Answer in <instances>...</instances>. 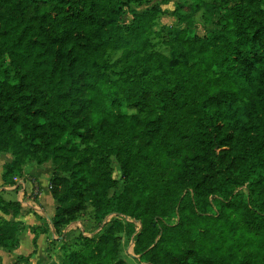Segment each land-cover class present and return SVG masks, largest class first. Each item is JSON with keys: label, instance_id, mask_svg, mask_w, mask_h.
<instances>
[{"label": "trees", "instance_id": "1", "mask_svg": "<svg viewBox=\"0 0 264 264\" xmlns=\"http://www.w3.org/2000/svg\"><path fill=\"white\" fill-rule=\"evenodd\" d=\"M188 1L170 39L158 7L127 11L143 0H0V249L17 248L25 212L4 196L34 164L50 167L51 230L87 206L99 229L61 264H124L121 233L139 264H264V0H214L202 36L189 14L203 1Z\"/></svg>", "mask_w": 264, "mask_h": 264}, {"label": "rangeland", "instance_id": "2", "mask_svg": "<svg viewBox=\"0 0 264 264\" xmlns=\"http://www.w3.org/2000/svg\"><path fill=\"white\" fill-rule=\"evenodd\" d=\"M202 1H203V8H201V10L197 13L189 14L192 18L194 26L197 29L196 32L198 36H202L204 31L206 30H212L215 28L217 13L216 10L213 9V7L217 6V4L219 3L218 1H214V0H202ZM234 1L235 0H229L227 2V5L230 6ZM189 4L190 2L188 0H170L168 3H163L162 0H143L142 4L140 5L131 4L130 7L127 9V11L128 12L130 10L142 11L152 6L158 7L162 11V13L158 16L156 23L159 27L163 29V38H165L166 35H168V37L172 39L174 37V33L182 29V25L177 20V17L187 14L185 13V10L180 9V6L182 5L186 6ZM128 12L122 19L123 24H128L130 22L131 18ZM150 51L154 53H160L165 56H170V49L164 43L161 42L160 38L150 37ZM123 64L124 62L121 60V53L110 52L107 54L105 58V62L102 66L103 67L102 69L104 72H106L109 75V77L112 80H115L121 74V66ZM132 74L136 75L137 73L132 72ZM155 77L156 76L153 75L151 76V79H154ZM111 168H112V178L117 182L116 189L120 190L123 185V182L120 180L119 164L113 160ZM38 181L42 191L47 189L44 175L41 174L38 175ZM18 192L19 191H17V193L15 194L5 195L4 197L8 200H14V201L20 200L21 202H23V207L25 209V212L26 211L28 212L30 210V207L37 209L35 206L37 204V199L39 196L38 185L35 184L33 192L30 191L29 192L30 194L28 196L26 194L25 195H22L21 193L18 194ZM112 194L113 191L108 192L109 197L112 196ZM87 207L85 211H83L82 213L76 216L75 221L67 228L61 230L60 232L51 231V228H49L50 233L41 234L44 235V237H42L39 241L36 240L38 247H36L35 249L31 241L28 244L26 238L22 237L21 245H20L21 253H24L26 255V252L28 251L27 247L30 246V250L27 255L34 252V250H36V253L43 252L42 255L40 254L39 256H36L37 257L36 259L32 258L33 263H35L36 260H38V263L40 264H47L51 260L54 261L56 260V264L63 263L66 260L68 254L78 250L79 248L81 249L82 246V242L80 239L81 237L90 238L92 236L97 235V233L99 232V229L95 228L93 222L92 210L91 208L89 207L87 208ZM38 215L43 217L40 211ZM0 218L3 217L0 215ZM43 220L44 219L42 218V221H40L41 222L40 225H42L41 230L45 228L43 225V222H45V220L44 221ZM38 223H36L33 219H30L27 220L26 224L29 226V228H32V227H39L40 225ZM37 224L38 226H35ZM65 231L68 232L65 233ZM23 232L24 231L22 230L20 234H22ZM30 235H32L31 232ZM31 237L33 238V235ZM118 237L120 239V253L118 255V258L124 264H139L137 257L132 254V248H133L132 240L125 237L123 233L119 234ZM38 249L41 251H39ZM8 254L9 253L0 250V257L1 259H3L2 264L15 263V259H13V257L10 256L11 254L10 255ZM19 255H23V254H19ZM50 255H52V257H50Z\"/></svg>", "mask_w": 264, "mask_h": 264}, {"label": "crops", "instance_id": "3", "mask_svg": "<svg viewBox=\"0 0 264 264\" xmlns=\"http://www.w3.org/2000/svg\"><path fill=\"white\" fill-rule=\"evenodd\" d=\"M4 155V156H2ZM0 166H1V169H0V185L2 184V181H1V172H2V166L9 163L11 161V157L7 154H0ZM44 175L45 177V183H46V188L44 191L41 190V187H40V184H39V181H38V175ZM23 176L24 178H26L27 180H14V181H17V186H20V190L18 192V194H22V195H29L30 191L33 192V187L36 185H38V199H37V204H36V208L38 209H35L33 207H30V210L27 212H24L22 215H20L16 221L18 222H21L22 225H23V233L20 234V236L18 237V246L16 249L12 250V251H5V250H2L6 253H9L8 255L12 256L13 259H15V263L17 262V259L20 258V257H29V262L28 264L31 262L32 264H40L38 263V260H36L35 263L32 262V258H37L36 256H39L40 254L42 255L43 252H38L36 253V250L34 252H32L31 254L27 255L29 253V250H30V246H28L27 248V252H26V255L24 253H21V250H20V245H21V239L22 237H25L26 238V241L27 243L29 244L31 239H32V235H30V228L29 226L26 224L27 223V220H30V219H33L36 223H38L40 225V221H42L41 219H45L46 222L49 224L50 228H51V225H50V219L52 218V216L54 215V209H55V203L54 201L52 200L50 194H49V191H48V182H49V179H50V176H51V171H50V167L47 166V165H44V166H41V167H38V166H35L34 164H28L26 165L24 168H23ZM28 180H32L31 182L28 181ZM14 189L13 188H7V189H3V190H8V191H12ZM18 203L21 204L23 210L25 211L24 207H23V202H21L20 200H17ZM39 211L42 213L43 217L39 216L38 213ZM36 216V217H35ZM38 220V222H37ZM35 225V226H38ZM71 225V224H70ZM69 225V226H70ZM25 226V227H24ZM41 226V225H40ZM39 226V227H40ZM32 227V226H31ZM68 230V229H67ZM52 231V230H51ZM28 232V233H27ZM68 232V231H65V233ZM24 235V236H23ZM42 237H44V235H41L39 234L37 236V241H39ZM36 247L37 246V243H36ZM39 250V249H38ZM41 251V250H39ZM19 254H23V255H19ZM54 255V254H53ZM11 257V258H12ZM50 257H52V255H50ZM0 260H1V264H2V260L1 257H0ZM30 263V264H31ZM56 264V260H51L50 262H48L47 264ZM14 264V263H13ZM19 264H24V263H19Z\"/></svg>", "mask_w": 264, "mask_h": 264}]
</instances>
